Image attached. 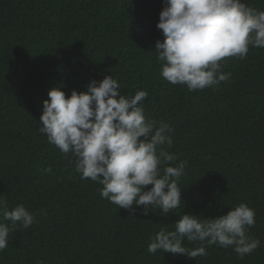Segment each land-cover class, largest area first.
I'll return each mask as SVG.
<instances>
[{"label":"trees","instance_id":"1","mask_svg":"<svg viewBox=\"0 0 264 264\" xmlns=\"http://www.w3.org/2000/svg\"><path fill=\"white\" fill-rule=\"evenodd\" d=\"M243 2L264 11V0ZM165 6L0 0V196L9 209L23 204L36 215L32 226L10 233L0 264H264V47L249 45L245 58L220 61L230 77L218 85H173L161 76L155 52L165 39L157 28ZM105 75L118 80L122 94L146 90V117L173 129L167 150L187 161L177 181L182 203L173 212L144 215L135 203L118 208L39 130L49 89L68 96ZM241 202L256 212L248 233L260 246L252 253L241 258L206 243L207 255L196 258L147 251L150 237L161 227L174 230L183 212L217 217Z\"/></svg>","mask_w":264,"mask_h":264},{"label":"clouds","instance_id":"2","mask_svg":"<svg viewBox=\"0 0 264 264\" xmlns=\"http://www.w3.org/2000/svg\"><path fill=\"white\" fill-rule=\"evenodd\" d=\"M157 28L165 37L156 42L155 50L161 76L173 85H186L189 91L229 79L230 74L220 71L224 58L243 59L249 45L264 47V11L243 0H166ZM47 95L40 132L61 153L71 154L70 162L82 179L103 186L101 197L118 208L132 210L135 203L144 215L157 208L168 214L180 207L177 181L187 161H178L167 150L174 143L172 127L146 117V90L122 94L118 80L105 75L100 81L92 79L83 91L73 89L66 96L61 87H53ZM255 216V209L243 202L217 217L183 212L173 223L174 230L161 227L150 237L147 251L196 258L207 255L206 243L232 248L242 258L260 246V240L248 233ZM35 220V213L25 205L9 209L0 196V251L8 247L10 233L29 228ZM185 240L200 246L185 247Z\"/></svg>","mask_w":264,"mask_h":264}]
</instances>
